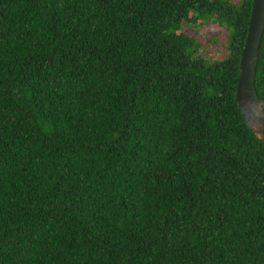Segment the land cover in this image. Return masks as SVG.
<instances>
[{
	"label": "trees",
	"instance_id": "obj_1",
	"mask_svg": "<svg viewBox=\"0 0 264 264\" xmlns=\"http://www.w3.org/2000/svg\"><path fill=\"white\" fill-rule=\"evenodd\" d=\"M251 0H0V264H264V149L234 90ZM188 12L226 30L206 61ZM254 89L264 114V27Z\"/></svg>",
	"mask_w": 264,
	"mask_h": 264
},
{
	"label": "water",
	"instance_id": "obj_2",
	"mask_svg": "<svg viewBox=\"0 0 264 264\" xmlns=\"http://www.w3.org/2000/svg\"><path fill=\"white\" fill-rule=\"evenodd\" d=\"M264 27V0H251L247 29L238 61L234 98L245 124L259 139L264 149V114L254 89L258 45Z\"/></svg>",
	"mask_w": 264,
	"mask_h": 264
},
{
	"label": "rangeland",
	"instance_id": "obj_3",
	"mask_svg": "<svg viewBox=\"0 0 264 264\" xmlns=\"http://www.w3.org/2000/svg\"><path fill=\"white\" fill-rule=\"evenodd\" d=\"M193 16L194 14L188 12L176 32L195 40L196 50L193 55L200 56L208 62L222 59L227 54L224 27L213 20H193Z\"/></svg>",
	"mask_w": 264,
	"mask_h": 264
}]
</instances>
